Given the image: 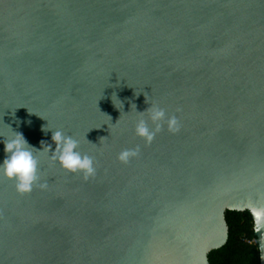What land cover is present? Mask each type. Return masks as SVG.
Segmentation results:
<instances>
[{"label":"water","instance_id":"water-1","mask_svg":"<svg viewBox=\"0 0 264 264\" xmlns=\"http://www.w3.org/2000/svg\"><path fill=\"white\" fill-rule=\"evenodd\" d=\"M152 105L179 131L146 143ZM57 130L94 177L50 162ZM13 133L51 151L31 193L0 177V264H210L227 211L264 264V0H0V163Z\"/></svg>","mask_w":264,"mask_h":264},{"label":"clouds","instance_id":"clouds-1","mask_svg":"<svg viewBox=\"0 0 264 264\" xmlns=\"http://www.w3.org/2000/svg\"><path fill=\"white\" fill-rule=\"evenodd\" d=\"M146 113L154 128L149 127L148 122L143 119L144 113H142L135 129L136 135L146 143H151L154 140L155 135L161 130L165 122L170 132L179 131L177 118L167 116L162 108L152 105L146 110ZM44 130L51 131L52 127L48 124ZM51 139L55 143L56 149L52 153L50 162L58 163L64 171L70 174H81L85 181L95 176V162L91 156L82 154L77 150L79 148L77 140L65 136L59 130L52 132ZM3 145L5 158L0 163V177L14 182L18 194L31 193L33 186L37 185L40 179L41 159L48 156L51 146H45L42 150L35 149L21 133H13L3 141ZM138 151V149L124 150L118 159L122 163H127L131 158L138 155ZM39 187L44 189L47 184H39ZM247 208L256 223L264 220V204L257 201L249 203Z\"/></svg>","mask_w":264,"mask_h":264},{"label":"trees","instance_id":"trees-1","mask_svg":"<svg viewBox=\"0 0 264 264\" xmlns=\"http://www.w3.org/2000/svg\"><path fill=\"white\" fill-rule=\"evenodd\" d=\"M228 225L226 244L209 253L210 264H260L259 251L255 245L253 224L248 212L225 214Z\"/></svg>","mask_w":264,"mask_h":264}]
</instances>
